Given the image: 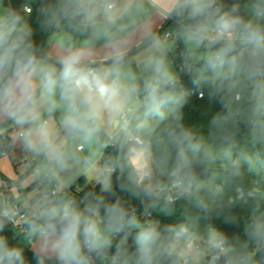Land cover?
Listing matches in <instances>:
<instances>
[{"label":"clouds","instance_id":"1","mask_svg":"<svg viewBox=\"0 0 264 264\" xmlns=\"http://www.w3.org/2000/svg\"><path fill=\"white\" fill-rule=\"evenodd\" d=\"M31 11L0 0V122L33 162L30 195L0 194V264H199L205 251L183 243L189 226L162 228L149 209L183 198L206 215L264 197L237 183L264 156L235 141L243 124L264 143V0H39L52 54ZM182 76L221 105L215 140L185 122ZM85 176L98 191L77 197ZM227 184L235 195L225 199ZM17 227L26 247L9 240ZM242 231L246 239L232 243L210 230V264H256L264 211L254 209Z\"/></svg>","mask_w":264,"mask_h":264},{"label":"trees","instance_id":"2","mask_svg":"<svg viewBox=\"0 0 264 264\" xmlns=\"http://www.w3.org/2000/svg\"><path fill=\"white\" fill-rule=\"evenodd\" d=\"M231 3H240L243 5L245 0H228ZM4 3L9 9H23L27 5L31 11V22L35 26L34 31L36 38L41 43V46H47L46 50L53 41L54 35L50 36L49 31L40 27L38 17L36 16V7L38 6L39 0H10V3L4 0ZM179 61V56L181 55V50L177 48ZM182 84L187 92L186 101L182 107V115L185 118V122L191 126V128L197 133H202L207 135L210 139L215 140L216 129L212 124L213 119L218 115H222L221 105L214 100H210L207 96V92L202 88L195 87L191 80L182 76ZM0 127L10 128L6 123H1ZM235 141L237 149H244L248 152H260L264 156V143H253L251 140V135L249 129L243 124L236 130ZM113 150L111 148L105 151V157L112 154ZM218 167V174L219 166ZM243 177L238 180L242 187L247 189L253 184L258 185L262 191H264V165H258L255 170H249L247 166L242 169ZM31 173V172H28ZM26 173V174H28ZM76 185H81L82 188L79 192L73 191L72 193L81 197L86 192L98 191V186L94 182H90L85 179L82 183H77ZM75 187L72 188L74 190ZM130 206L137 208L138 210H144V204L131 197L129 193H118ZM234 187L232 184L225 185L223 196L225 199L229 196H234ZM259 208L264 211V197L249 199L247 202H237L234 207L229 210L226 208L214 207L208 214H202L199 209L186 199H179L171 206V208L166 212H161L159 209L153 210L149 209L151 214V219H156L161 222V227L168 226H179L181 224H187L191 232V239L202 241L205 245L206 242L210 240V230H215L223 233L230 242L236 243L238 240H244L243 226L249 219L250 213ZM233 215L237 219V225L225 224L224 220L229 216ZM9 240L12 243H19L20 246L26 247V239L21 234V230L13 229L9 233ZM184 245L186 241L183 242ZM212 256L210 253L200 260L199 264H210ZM256 264H264V251L258 253L255 257Z\"/></svg>","mask_w":264,"mask_h":264},{"label":"built area","instance_id":"3","mask_svg":"<svg viewBox=\"0 0 264 264\" xmlns=\"http://www.w3.org/2000/svg\"><path fill=\"white\" fill-rule=\"evenodd\" d=\"M10 3V0H6ZM29 6H25L24 9L26 12H28L29 10ZM32 10V9H31ZM180 70H182V65L180 66ZM13 148V144L10 140V138L8 137V135L6 133H3L2 135H0V155L1 156H6L9 155L12 151ZM33 170V162L31 160V158H28L26 160V164L24 165V172L28 173V172H32ZM16 186H19V182L14 181V180H7L4 177H0V194H5V195H11L13 194L11 191V188H14ZM82 188L81 185H76L74 190H71L72 192H79V190ZM20 194L24 195L25 194V189L20 188ZM179 200V199H178ZM176 200V201H178ZM137 209V208H136ZM138 212L143 213V210H138ZM149 218H151V214L149 212ZM15 229H19L21 230L19 227L15 228ZM209 241L206 242V245L199 240H195V239H190V240H186L185 246L186 247H190V246H198L200 249H202L203 247H207L209 248ZM207 253L209 254L210 252H208L207 249ZM211 255V253H210ZM216 264H224L223 258H221L220 260L216 261Z\"/></svg>","mask_w":264,"mask_h":264},{"label":"crops","instance_id":"4","mask_svg":"<svg viewBox=\"0 0 264 264\" xmlns=\"http://www.w3.org/2000/svg\"><path fill=\"white\" fill-rule=\"evenodd\" d=\"M156 22V18L153 17V20L150 22V23H155ZM55 36L53 38V41L55 40ZM52 41V43L50 44L49 48H48V52L49 54H52L55 52V48H56V45L55 43ZM133 68L135 69L136 68V64L134 63L133 64ZM3 123V122H0V124ZM3 133H6L8 135V137L10 138L12 144H13V148H12V151L9 155H6V156H1L2 158H0V177H4L6 178L7 180H12L6 173H7V170H5V172H3L1 169H4L6 164H7V161L8 163H11L17 170L18 166L19 165H25L26 164V160L29 157V155L25 152H23L22 150H20L17 146H16V142H15V130L13 128H4V132ZM20 174V172H18ZM32 173V172H31ZM31 173H28L26 174L25 172L23 174H21L18 178V182H19V186H16L14 188H11V191L13 194H16L18 195L19 197L23 198L27 195H29L27 192L28 190L30 189L29 187H26L25 188V185L22 184L23 182V178L27 175H31ZM32 176V175H31ZM86 177V176H85ZM33 178V177H32ZM87 178V177H86ZM88 180V179H87ZM89 181V180H88ZM91 182V181H90ZM21 183V185H20ZM20 188H23L25 189V194L24 195H21L20 194Z\"/></svg>","mask_w":264,"mask_h":264},{"label":"rangeland","instance_id":"5","mask_svg":"<svg viewBox=\"0 0 264 264\" xmlns=\"http://www.w3.org/2000/svg\"><path fill=\"white\" fill-rule=\"evenodd\" d=\"M4 5H5V7H7V5L4 3ZM8 8V7H7ZM173 57L175 58V66H176V68L178 69V70H180V66H181V63H180V61H177L176 60V58L178 57V52H177V49L173 52ZM133 59L134 60H136V57H133ZM181 79H182V77H181ZM0 158H2V157H0ZM103 161H101V163H102ZM3 172H5V170H7V175L12 179V180H14V181H17L18 180V178H19V176L21 175V174H23L24 173V166L23 165H19L18 166V168H17V170H16V168L11 164V163H8V161H7V164H6V166H5V168L4 169H1ZM18 172H20V174L18 173ZM87 177V179L89 180V181H91V182H94V184H96V181H95V178L93 177V176H86ZM22 184L23 185H25V188L26 187H29L30 185H32L33 184V178H32V176L31 175H27V176H25L24 178H23V182H22ZM20 185H21V183H20ZM97 185V184H96ZM29 195H30V189L28 190V192H27ZM207 247H203L201 250H203V251H205V253H207ZM206 255V254H205Z\"/></svg>","mask_w":264,"mask_h":264}]
</instances>
